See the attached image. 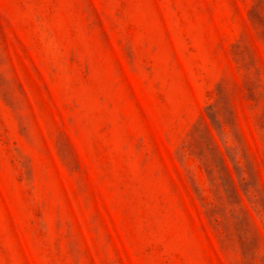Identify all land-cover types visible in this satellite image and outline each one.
Here are the masks:
<instances>
[{"label": "rangeland", "instance_id": "374dc122", "mask_svg": "<svg viewBox=\"0 0 264 264\" xmlns=\"http://www.w3.org/2000/svg\"><path fill=\"white\" fill-rule=\"evenodd\" d=\"M0 264H264V0H0Z\"/></svg>", "mask_w": 264, "mask_h": 264}]
</instances>
